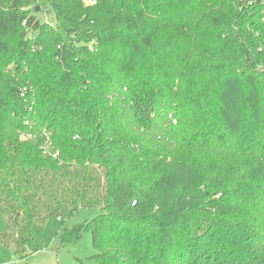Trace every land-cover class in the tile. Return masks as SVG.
<instances>
[{
    "label": "trees",
    "instance_id": "1",
    "mask_svg": "<svg viewBox=\"0 0 264 264\" xmlns=\"http://www.w3.org/2000/svg\"><path fill=\"white\" fill-rule=\"evenodd\" d=\"M80 209L97 264H264V0H0V254Z\"/></svg>",
    "mask_w": 264,
    "mask_h": 264
},
{
    "label": "rangeland",
    "instance_id": "2",
    "mask_svg": "<svg viewBox=\"0 0 264 264\" xmlns=\"http://www.w3.org/2000/svg\"><path fill=\"white\" fill-rule=\"evenodd\" d=\"M38 17L41 21L49 20V15L45 13L39 14ZM98 214V209H80L73 217L62 221L55 218L46 220L40 228H33L34 238L39 244V249L34 255L24 261H18L13 257L10 248H5L0 254V264H97L91 259L94 249L89 233H83L73 244L62 246L57 241L61 228L70 229Z\"/></svg>",
    "mask_w": 264,
    "mask_h": 264
},
{
    "label": "built area",
    "instance_id": "3",
    "mask_svg": "<svg viewBox=\"0 0 264 264\" xmlns=\"http://www.w3.org/2000/svg\"><path fill=\"white\" fill-rule=\"evenodd\" d=\"M84 6H92L95 4L96 0H81Z\"/></svg>",
    "mask_w": 264,
    "mask_h": 264
},
{
    "label": "water",
    "instance_id": "4",
    "mask_svg": "<svg viewBox=\"0 0 264 264\" xmlns=\"http://www.w3.org/2000/svg\"><path fill=\"white\" fill-rule=\"evenodd\" d=\"M258 1H260V0H255V2H258ZM38 9H39V8L36 7V10H37V11H39ZM134 203H135V201H131V202H130V205H134Z\"/></svg>",
    "mask_w": 264,
    "mask_h": 264
}]
</instances>
